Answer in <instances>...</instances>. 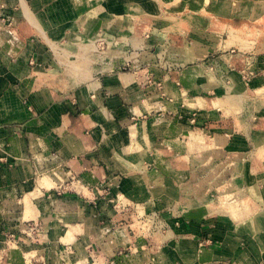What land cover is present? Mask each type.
Segmentation results:
<instances>
[{"label":"crops","instance_id":"0c3cea01","mask_svg":"<svg viewBox=\"0 0 264 264\" xmlns=\"http://www.w3.org/2000/svg\"><path fill=\"white\" fill-rule=\"evenodd\" d=\"M261 4L247 2L241 15L213 8L231 15L221 31L215 20L190 25L169 42L167 31L144 30L140 40L117 33L123 11L152 14L132 0L128 10L117 0H0V264H264V84L250 110L236 102L234 87L251 84L235 81L226 51L235 44L229 30L244 31L238 19L260 37L249 23L264 21ZM97 40L112 58L84 61L95 76L75 80L72 57L95 54ZM200 150L247 155L261 180L249 191L255 211L231 192L222 203L236 221L203 224L189 211L186 167L171 160L192 163ZM71 178L75 190L59 189ZM11 197L21 209H9ZM148 202L166 235L150 234L136 253L129 226ZM27 220L40 237L9 249L8 231Z\"/></svg>","mask_w":264,"mask_h":264},{"label":"rangeland","instance_id":"374dc122","mask_svg":"<svg viewBox=\"0 0 264 264\" xmlns=\"http://www.w3.org/2000/svg\"><path fill=\"white\" fill-rule=\"evenodd\" d=\"M128 1L130 0H117V3L123 5V7L121 6L123 8L122 10H128L129 7H124V4ZM132 1L139 2L143 7L148 6V9L152 14L150 13V16H144L143 14H138V12L134 13L133 16H131L132 18H130L128 13L123 11L124 15L117 18L122 22L123 28L117 33L123 35V37H130L133 40L139 38L140 40L146 36L144 35L143 37L142 35L144 30L145 33L150 32L158 38L161 37L163 31H167L171 34L169 42L176 41L177 37L180 36L178 35V32L182 31V29H184L183 27H189L190 25L204 27L206 24L212 23L215 20V22L212 23L211 28H213L214 24L213 29L216 31L218 30V32L221 31L220 29L223 28L224 21L226 18H231V15L224 12L214 11L213 8L220 11L230 12L231 14L241 15L247 10V2L249 3L250 8L255 7V9L257 8L258 3L264 2V0H230V2L228 0ZM263 6L264 4H261L260 8ZM261 9L262 14L264 15V8ZM250 13L253 18L256 16L253 9H251ZM194 17H197L195 21H193L195 19ZM198 18L201 20L199 21ZM246 22L245 19H238L233 22V26L239 27V29H244L245 31L248 26ZM249 25L261 28V33L258 35L260 37H257L254 32L249 34V32L246 33L243 30L235 31L229 28L228 40L234 39L235 44L228 46L229 48H227L226 51L231 54L230 67L233 68L232 72L234 73L235 81H247L251 84L250 89L247 91H239L240 89H237L236 87H234L235 89L233 91L236 95L234 96L236 102L240 103L243 108L250 110L252 97L256 94L254 90L258 86L264 84V68H261L260 64H258L261 57L264 56V21H251ZM209 36L211 37L212 34ZM94 42L97 46L93 47V45H91V48L93 47L95 54H85L81 58L76 56L72 57L73 61L71 62L72 64L70 67L74 68L73 72H71V77L75 80L82 78L86 81L95 76L93 73L94 71H91V67L87 68V64H83L84 61L92 63L91 60L97 59L98 55H105L106 61L112 58V56L110 57V54L107 56L106 52V54L103 53V50H106L107 48L106 41L97 40ZM128 50H130V52H135L137 49L129 46ZM94 51L92 50V52ZM129 67V63L123 62V70H129ZM63 71L66 70L58 68L56 73L63 74ZM258 94L264 95V91L258 90L257 95ZM179 116L183 119L182 115ZM179 116L177 117L179 118ZM177 157L178 156L171 160L173 166L178 168H180L179 166L182 168L186 167L185 182L187 183V189L189 190V193H187L190 197V200L187 198V208L193 215L201 217V219H197L202 221L203 224H209V220H213V218L219 216H227L235 221L239 219V217L231 216L230 212L226 210L222 203L226 199V192H231L233 194L237 201V203H235L237 206L240 205L245 208L249 207V211L252 212L259 206L258 199L252 195L249 196V191L250 188L253 190L261 180L258 179V176L253 177L248 167L245 166L247 155L245 157L235 155L234 157L226 158L223 154L215 151L210 153L208 150H200L193 155L191 160L192 163L184 162L182 158H179L182 159L181 162ZM153 167L155 166L153 165ZM74 180L75 179L71 178L64 182L59 189L66 188L69 190H75L76 187ZM229 188H231V191H229ZM17 201H19V204ZM8 206L9 209L13 211L22 208L19 198L13 199V197L10 198ZM249 211L247 210L246 214H248ZM24 223L26 226L20 227L19 224H16L15 222V227L10 228V231H8L9 237L6 242L9 249L14 250L13 247L15 245L25 246L29 249V247L32 246H29V244L40 237V232L38 230L39 227L37 228L35 220H27L24 221ZM164 223L165 221L161 218L160 212L156 208L155 203H144L135 209L133 221L129 226L131 233L137 236L134 252H142L145 249L144 239L152 233H157L159 230L162 231L165 227ZM161 234L166 235V231H162ZM9 253L11 254V250Z\"/></svg>","mask_w":264,"mask_h":264}]
</instances>
